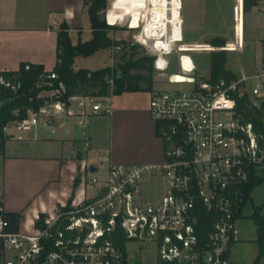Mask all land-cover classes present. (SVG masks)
<instances>
[{
    "label": "built area",
    "instance_id": "1",
    "mask_svg": "<svg viewBox=\"0 0 264 264\" xmlns=\"http://www.w3.org/2000/svg\"><path fill=\"white\" fill-rule=\"evenodd\" d=\"M106 17L111 25L119 24L111 23L109 13ZM160 47L148 50L155 55L154 68L167 74L169 61ZM180 64L186 80L169 74L167 81L189 84L188 89L150 93L164 160L111 162L103 177L96 176L99 168L86 165L93 193L86 190L52 215H40L34 233L14 229L1 208L0 264H125L129 241L154 244L158 264L230 263V251L241 239L246 187L251 176H264V128L241 106L247 97L250 108L264 112V55L252 71L217 83L197 81L190 55H182ZM47 78L40 84L46 86L43 104L9 122L17 129L41 125L56 133L68 118L84 127L91 117L112 113L109 98L67 96L55 71ZM0 85L15 93L21 88V82L4 75ZM261 118L264 124V114Z\"/></svg>",
    "mask_w": 264,
    "mask_h": 264
},
{
    "label": "crops",
    "instance_id": "2",
    "mask_svg": "<svg viewBox=\"0 0 264 264\" xmlns=\"http://www.w3.org/2000/svg\"><path fill=\"white\" fill-rule=\"evenodd\" d=\"M206 4L207 0H113L108 13L113 24L131 21L129 32L146 48L157 50V44L161 45L159 53L169 61L166 73L175 54L172 66L179 72L170 74L182 73V55H190L195 73V58L182 51L180 44L185 42V34L201 25L207 15ZM63 23L69 25L74 45L94 37L86 0H0V71L19 70L22 63L41 64L47 72L53 71ZM180 36L167 49V40ZM98 55H103L106 65L87 66L88 59ZM109 60L105 50H98L90 56H76L74 68L97 70L112 66ZM151 91L107 97L112 113L91 117L84 127L78 126L73 117L56 133L50 129L41 134V125L30 130L7 125L4 150L0 151V209L18 215L14 229L34 233L40 215L50 216L57 206L81 198L76 187L81 183L82 159L97 160L107 155L106 169L111 162L153 164L164 160V143L157 135L149 106ZM96 152L100 156L95 157ZM242 221L241 239L230 251L229 264H256L260 254L258 228L253 220L250 232ZM257 264H264V256Z\"/></svg>",
    "mask_w": 264,
    "mask_h": 264
},
{
    "label": "rangeland",
    "instance_id": "3",
    "mask_svg": "<svg viewBox=\"0 0 264 264\" xmlns=\"http://www.w3.org/2000/svg\"><path fill=\"white\" fill-rule=\"evenodd\" d=\"M246 0H207V15L203 16L201 25L195 27L194 30L185 34V42L180 44V48L184 52H190L195 58L197 63V69L194 75L198 82L211 80L212 69V53L214 51L211 41L214 38H224L226 40L225 47H216L217 50L225 49L227 51V65L226 69L234 73L237 77L240 74L248 73L252 71L255 64L264 55V0L258 5L246 10ZM113 0H108V4L105 10L101 11L102 18L107 21V13L112 6ZM115 28L110 29L108 32L109 37L115 42V44L108 48H102L105 50L109 57V62L112 66L120 72V64H123L129 58H138L144 55H153L148 48L143 44L134 40L132 33L129 32L128 21L120 24L111 25ZM169 38L167 40V49H171L174 45V40L180 39ZM166 43V42H165ZM164 43V44H165ZM119 44V46H115ZM133 54V55H132ZM101 56V55H100ZM176 54L172 57V64L176 58ZM87 66L91 68H99L101 65H106L103 55L101 57L95 56L88 59ZM163 61L162 58L160 60ZM167 71V74L158 72L154 68L153 72L149 73L144 71V74L151 75L153 79V89H188L189 84H171L167 82V77L171 72H179L177 66H172ZM132 73H137L136 70H131ZM179 80H186L182 78V74H176ZM44 85V84H43ZM144 87V85H143ZM46 88V86H44ZM40 96H45L47 93L43 90ZM50 129L41 128V134H47ZM109 163L107 155H102L99 159L90 157L82 159L80 163L79 173L82 176V182L76 187L77 195H82L88 190V194H92V186L89 181L92 178V174L86 171V165H97L100 167V171L96 173L97 177H103L106 166ZM80 197V196H79ZM255 207L261 208V214L264 216V182L256 187L251 198L245 208L244 216L242 220L245 222V227L251 232L254 226L253 214ZM239 222L240 231L243 226V221ZM248 223V224H247ZM248 227V228H247ZM254 233V232H253ZM253 237L256 238V233ZM127 255L129 258V264H158V254L156 246L152 243L142 244L134 241L127 243Z\"/></svg>",
    "mask_w": 264,
    "mask_h": 264
},
{
    "label": "trees",
    "instance_id": "4",
    "mask_svg": "<svg viewBox=\"0 0 264 264\" xmlns=\"http://www.w3.org/2000/svg\"><path fill=\"white\" fill-rule=\"evenodd\" d=\"M263 0H246V10L258 5ZM88 12L90 15L94 37L90 41H80L74 45L69 35V25L61 24L58 31L57 63L53 71L63 81L66 87L67 96L76 94L92 93L101 97H110L124 92L151 91L153 90V79L144 71L153 72V63L155 55H144L136 59L129 58L123 64H120L122 77H118L119 70L116 66H106L97 70L74 68L76 56H90L102 48H108L115 44L109 37L108 32L115 27L109 25L101 16V11L105 10L108 0H86ZM214 51L212 53L211 83H217L222 79L232 80L237 76L226 69L227 51L225 49L217 50L216 47H225L224 38H214L211 41ZM115 46H119L116 44ZM133 55V54H132ZM137 73H132L131 70ZM47 72L43 65L33 63H22L19 70L0 71V75L14 78L21 82V88L17 93L10 88L0 85V100L5 101L0 107V151L3 152L7 133L5 127L14 119L28 116L30 109H38L44 102V97L40 96L44 86L40 84L47 81ZM40 85V86H39ZM144 85V87H143ZM241 106L246 109L247 116L256 125L264 128L262 124L263 111L253 107L250 108L248 98L241 99ZM264 182V176H251L246 187V201L250 200L253 190ZM7 217L14 223L18 221V215L6 213ZM253 219L258 228V242L260 245V254L256 264L264 256V216L261 214V208L255 207ZM208 228V227H207ZM210 229V226H209ZM208 231V230H207ZM124 246V241H121ZM125 264H129L128 261Z\"/></svg>",
    "mask_w": 264,
    "mask_h": 264
},
{
    "label": "water",
    "instance_id": "5",
    "mask_svg": "<svg viewBox=\"0 0 264 264\" xmlns=\"http://www.w3.org/2000/svg\"><path fill=\"white\" fill-rule=\"evenodd\" d=\"M122 76H123V74L121 72H118V77H122ZM8 100L9 99H7V98L3 99V100H0V107L5 101H8ZM91 168H92L93 171H95V166H92Z\"/></svg>",
    "mask_w": 264,
    "mask_h": 264
}]
</instances>
